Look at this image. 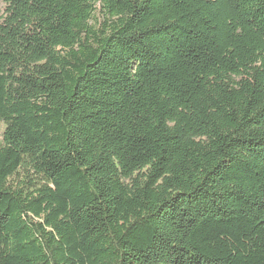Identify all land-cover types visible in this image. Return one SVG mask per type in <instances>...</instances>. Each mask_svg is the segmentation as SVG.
Segmentation results:
<instances>
[{"label":"trees","instance_id":"1","mask_svg":"<svg viewBox=\"0 0 264 264\" xmlns=\"http://www.w3.org/2000/svg\"><path fill=\"white\" fill-rule=\"evenodd\" d=\"M0 264H264V0H0Z\"/></svg>","mask_w":264,"mask_h":264}]
</instances>
